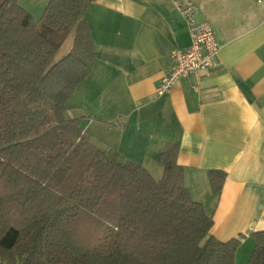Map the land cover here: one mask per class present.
<instances>
[{"label": "trees", "instance_id": "1", "mask_svg": "<svg viewBox=\"0 0 264 264\" xmlns=\"http://www.w3.org/2000/svg\"><path fill=\"white\" fill-rule=\"evenodd\" d=\"M48 0L39 19L0 0V264H235L238 238L210 234L167 143L159 179L88 142L68 98L90 72L85 5ZM74 30L68 52L55 60ZM218 193L222 170H207ZM246 264H264V230Z\"/></svg>", "mask_w": 264, "mask_h": 264}, {"label": "crops", "instance_id": "2", "mask_svg": "<svg viewBox=\"0 0 264 264\" xmlns=\"http://www.w3.org/2000/svg\"><path fill=\"white\" fill-rule=\"evenodd\" d=\"M17 1L34 10L48 0H31L33 8ZM172 1L86 3L95 59L64 113L79 118L88 142L140 164L155 179L163 174L160 152L175 143L183 184L212 218L210 234L238 238L235 264H246L254 246L250 233L264 230V0H191L195 18L213 27L218 55L207 70L157 95L171 50L190 42ZM211 169L225 172L218 193L208 183Z\"/></svg>", "mask_w": 264, "mask_h": 264}, {"label": "built area", "instance_id": "3", "mask_svg": "<svg viewBox=\"0 0 264 264\" xmlns=\"http://www.w3.org/2000/svg\"><path fill=\"white\" fill-rule=\"evenodd\" d=\"M175 9L186 25L190 42L185 48L170 52V67L155 87L157 95L170 90L180 78L207 70L219 52L214 30L207 20H197L198 6L191 0H173Z\"/></svg>", "mask_w": 264, "mask_h": 264}, {"label": "rangeland", "instance_id": "4", "mask_svg": "<svg viewBox=\"0 0 264 264\" xmlns=\"http://www.w3.org/2000/svg\"><path fill=\"white\" fill-rule=\"evenodd\" d=\"M27 3H28V5H30L32 8H33V6H35V3L34 2H32L31 0H27ZM43 7L44 6H42V8H35L34 10H27L28 12H30L32 15H33V17H34V19H39V17L41 16V14H42V10H43ZM63 47H61V48H59V50H58V52H57V54H56V56H55V60H57L58 58H59V56L61 55V52H62V49Z\"/></svg>", "mask_w": 264, "mask_h": 264}]
</instances>
